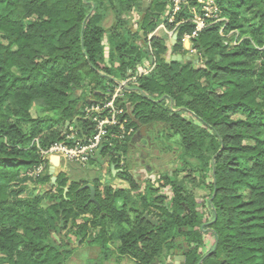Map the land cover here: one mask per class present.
Here are the masks:
<instances>
[{
    "label": "trees",
    "instance_id": "obj_1",
    "mask_svg": "<svg viewBox=\"0 0 264 264\" xmlns=\"http://www.w3.org/2000/svg\"><path fill=\"white\" fill-rule=\"evenodd\" d=\"M143 1L0 0L7 41L0 42V264H66L73 240L98 246L91 264L114 255L116 264H173L175 255L184 264H264V0H214L228 21L225 35L238 38L220 34L224 23L205 28L191 41L196 55L183 46L192 22L178 26L170 49L164 32L148 41L169 5L152 0L145 13ZM199 1L185 0L168 30L204 16ZM133 11L140 12L137 21ZM169 52L199 62L167 63ZM148 56L154 70L130 83L117 105L136 133L149 130L153 145L150 132L172 141L178 149L162 150L175 153L179 165L157 173L156 185L139 183L134 137L108 136L101 155L118 165L117 177L130 189L97 177L98 207L82 189L89 182L61 173L53 183L56 174L40 151L91 138L85 107L110 100L114 83L134 75ZM90 85L96 88L88 101ZM72 127L76 140H67Z\"/></svg>",
    "mask_w": 264,
    "mask_h": 264
},
{
    "label": "built area",
    "instance_id": "obj_2",
    "mask_svg": "<svg viewBox=\"0 0 264 264\" xmlns=\"http://www.w3.org/2000/svg\"><path fill=\"white\" fill-rule=\"evenodd\" d=\"M166 2L169 5V11L167 12L161 25L153 34L162 30L170 37H173L180 24L192 22L195 25V31L191 35H186L183 38V42L184 49L190 51L193 55H196L197 52L193 49L191 41L196 39L205 28L218 23H224L221 27L220 34L223 37L226 36L225 39H228L235 34L237 35L236 32H231L230 34L225 35V29L228 21L226 18L221 17V12L214 0L199 1L202 5L204 16L195 15L193 19L182 21L177 24L173 30H168L167 25H172L175 22L177 15L182 11V6L185 3V0H166ZM236 41L237 40H235V44ZM151 64L152 66L149 68H145V65L143 64L140 66L141 68H138V71L134 75H130L125 80L117 82L118 84L115 92L110 100L92 102L85 107L83 117L84 119H87V121H89L94 128V134L91 138L84 143L77 141L74 128L72 127L69 135L67 136V140H76L75 144L73 146H68L64 143H58L48 151L41 150L40 152L43 159L49 160V158L55 154V156L62 158L69 164L75 163L81 166H86L89 164L95 152L98 151L107 141L108 136H112L114 139H118L119 141H124L127 138L134 137L136 135V130L130 126L126 109L117 105V99L123 95L124 90L130 83L135 82L141 76L150 74L154 70V61L151 62ZM142 67L144 68L143 70ZM124 163L125 159L122 157L119 166H124ZM44 168L45 165H41L33 172V174L38 175L44 170ZM157 180L158 179L156 178L152 180L153 185H156ZM166 191L167 195L170 196V191Z\"/></svg>",
    "mask_w": 264,
    "mask_h": 264
},
{
    "label": "rangeland",
    "instance_id": "obj_3",
    "mask_svg": "<svg viewBox=\"0 0 264 264\" xmlns=\"http://www.w3.org/2000/svg\"><path fill=\"white\" fill-rule=\"evenodd\" d=\"M147 1H148V5L146 7H141V11H143V12L145 9H148L151 6L152 0H147ZM132 15L134 18L133 20L137 21V19L140 17V12L133 11ZM154 36H155V34L151 33L147 38L148 41H150ZM0 42L7 43V41L5 40V36L3 34H0ZM183 46H184V42H183ZM169 48H171V46H169ZM149 50L151 51L150 48H149ZM109 51H110L109 47H107L105 50V56H106V63H107L106 65H108V66H109V64H108L109 59H107V58L109 56ZM149 57L150 56L144 58V60H143V64L145 65V68H149L152 66L151 61H149V59H148ZM138 68L136 69V72L138 71ZM143 69L144 68L142 67V70ZM98 81L100 82V78ZM102 81L105 83V86H111V84H113V83H111L110 85H107L108 83L105 82L104 79ZM114 85L116 87L117 83L115 82ZM94 87L96 88L95 85H90L85 91V95H87L89 97L88 101L93 100V98L89 94V91L91 90V88H94ZM99 88H102V87H99ZM99 92H101V91H99ZM36 115H37V112H35V116ZM243 118L244 117H242L240 115H233L232 116V119H235V120L236 119H243ZM148 134H149V131H147V135ZM150 136L153 139V142H155L156 145H158V146L153 145V144L151 146H149V144L148 145L146 144L147 146L145 145V147L144 146L142 147V145L140 143H138L139 145L136 146V148H134L135 149V156L143 164L145 163L144 164L145 168L151 167L152 169H154V171H155L154 174L165 173V172H168L171 170H175L179 165L177 155L175 153H172V152H164L162 150V148L165 149L166 146H174L173 147L174 149H178V147L176 145H173L172 141L166 142L167 141L166 138H164L163 136L157 135L154 132H150ZM139 149H141L142 151L149 154V155H147V157L143 158V160H141V150L139 151ZM178 154H180V153L178 152ZM53 156H55V154H53ZM89 167L92 169L91 171L88 170ZM96 167L97 166L94 167V164H89L86 166H81V165H78L75 163L69 164V170L71 172L72 178L75 180H81V178L83 177L82 174H86V177L95 178L97 176V172L94 170ZM205 195L206 194L204 192H200L198 195V199L203 200V197ZM77 243L78 242L76 240H73L71 247L75 251L73 252L72 256L70 257V259L67 261L66 264H91L93 262V260H95L97 258V256L99 255L98 254V250H99L98 246L95 245V247H96L95 252L90 250V252L88 254H86V253H82L81 252L82 250H79V248L83 244L81 245V242H79L80 244H79V246H77ZM89 257L93 258V259H89ZM106 264H116V259L112 258ZM122 264H135V263H133L131 260L126 259V260H124V262ZM174 264H176V262Z\"/></svg>",
    "mask_w": 264,
    "mask_h": 264
},
{
    "label": "crops",
    "instance_id": "obj_4",
    "mask_svg": "<svg viewBox=\"0 0 264 264\" xmlns=\"http://www.w3.org/2000/svg\"><path fill=\"white\" fill-rule=\"evenodd\" d=\"M159 32H162L163 33L164 31L161 30V31H158L157 33H159ZM164 34L167 36L168 42L170 43L169 46H171L174 36L173 37H170L165 32H164ZM170 56L171 55H170V52H169V54L166 56V58L169 60L171 58ZM149 61L153 62L151 59H149ZM136 135H137V133H136ZM143 140H146V139H143ZM142 147H143V145H142ZM140 150L141 149H139V151ZM141 153H142L141 154V160H143V158H145V157H147V155H149L148 153H146L144 151H141ZM55 157L57 158L55 162L52 159L53 156H51L49 158L50 167L53 166V167L56 168V173H55L56 175L55 176L58 178V176L62 173V174H66V175H68V176H70L72 178L71 172L69 170V163L65 162L62 158H60L58 156H55ZM92 161H94V167L97 166L94 169L97 172V176L95 178H92V177H86V174H82L83 177L81 178V180H84V181L89 182L88 184H93V180H95L98 177L100 179V181H101L102 184H105L107 186H110L111 188H113L115 190L121 189V190H124V191H128L130 189V185H129V183L127 181H124V180L120 179L119 177H117V175H118V173L120 171V169L117 168L118 165L115 166L114 164L110 163V161L109 162H105L106 161V157L104 158L102 155H101L100 158L92 159ZM144 164L135 156V164H134V169L132 171V175L135 178V180L137 182H139V183H141L143 181H146V180H153L155 178V176L157 175V174H154L155 173L154 169H152L151 167L150 168L149 167L148 168L147 167L145 168V165ZM112 165L115 166V169H112ZM88 170L91 171L92 169L89 167ZM170 173L172 174V170L170 171ZM166 193H167V191H166ZM154 219H156V218H154ZM79 250H82L81 251L82 253L88 254L90 252V250H92V251L95 252L96 247L93 244L85 243V244H83L79 248ZM99 253H100V250H98V254ZM116 257L117 256L114 255L112 258L116 259ZM181 257L182 256H180V255H175L173 257V259H172V263L173 264L175 262H176V264L181 263ZM89 259H93V258H90L89 257ZM126 259H128V258H124L122 260V263Z\"/></svg>",
    "mask_w": 264,
    "mask_h": 264
},
{
    "label": "water",
    "instance_id": "obj_5",
    "mask_svg": "<svg viewBox=\"0 0 264 264\" xmlns=\"http://www.w3.org/2000/svg\"><path fill=\"white\" fill-rule=\"evenodd\" d=\"M148 5V1L144 0L143 1V7H146ZM144 12H147V9L144 10ZM141 37H144V32H141ZM178 38H179V33H175L174 37H173V41H172V45H176L178 43ZM167 59V58H166ZM172 61H179L181 64H184L185 62H189V61H195L196 64H198L199 62V58L198 57H191V56H173L171 57V59H167V63H171ZM82 92L80 91L79 94H81ZM130 116L134 119L135 117L133 116V113L130 114ZM87 120V119H86ZM137 124L139 125V121H136ZM70 124H67L66 130L69 129ZM147 128L146 127H141L140 131L137 133V135L133 138V143H138L140 141V139H145L147 140V142H150L151 139L150 137H148L147 135ZM102 148L103 146L95 152L94 156L92 157V159H96V158H100L101 157V152H102ZM110 161V157L107 156L106 157V161L105 162H109ZM112 169H115V166L112 165ZM50 171L51 173H56V168L51 166L50 167ZM57 180V177H53L52 181L53 183H55ZM82 189H89L90 190V201L89 203H94L99 207V203L96 200V188L93 184H87L84 187H82ZM146 217L148 218L149 221H152L155 224H158V219H154L153 216L146 214ZM79 242L77 243V246H79ZM179 264H184V257H181V263Z\"/></svg>",
    "mask_w": 264,
    "mask_h": 264
},
{
    "label": "flooded vegetation",
    "instance_id": "obj_6",
    "mask_svg": "<svg viewBox=\"0 0 264 264\" xmlns=\"http://www.w3.org/2000/svg\"><path fill=\"white\" fill-rule=\"evenodd\" d=\"M147 130H148V129H147ZM148 131H149V130H148ZM145 139H146V138H145ZM141 140H142V141H141ZM138 143H140V144L143 145L144 147H145L146 144H147V145L149 144V146L152 145L151 141L147 143V140H143V139H140V141H139ZM138 143H133V148H136V146L139 145ZM147 145H146V146H147ZM141 151H142V150H141ZM141 154H142V153H141ZM155 178L159 180V177H158L157 175L155 176Z\"/></svg>",
    "mask_w": 264,
    "mask_h": 264
},
{
    "label": "bare ground",
    "instance_id": "obj_7",
    "mask_svg": "<svg viewBox=\"0 0 264 264\" xmlns=\"http://www.w3.org/2000/svg\"><path fill=\"white\" fill-rule=\"evenodd\" d=\"M52 159H53V161L55 162L57 158H56L55 156H53V158H52Z\"/></svg>",
    "mask_w": 264,
    "mask_h": 264
}]
</instances>
